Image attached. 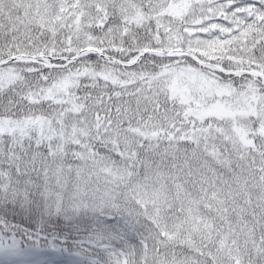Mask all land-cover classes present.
Wrapping results in <instances>:
<instances>
[{
    "label": "snow or ice",
    "instance_id": "6c2138e0",
    "mask_svg": "<svg viewBox=\"0 0 264 264\" xmlns=\"http://www.w3.org/2000/svg\"><path fill=\"white\" fill-rule=\"evenodd\" d=\"M0 264H264V0H0Z\"/></svg>",
    "mask_w": 264,
    "mask_h": 264
}]
</instances>
